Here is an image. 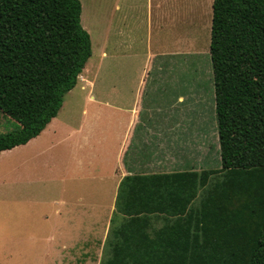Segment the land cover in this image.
Returning <instances> with one entry per match:
<instances>
[{"label": "trees", "instance_id": "16d2710c", "mask_svg": "<svg viewBox=\"0 0 264 264\" xmlns=\"http://www.w3.org/2000/svg\"><path fill=\"white\" fill-rule=\"evenodd\" d=\"M80 13L79 0H0V112L18 124L0 134V152L39 135L75 87L91 56ZM208 53L220 168L203 179L196 236L189 241L176 221L175 247L157 257L154 241L133 229V264H264V0H212ZM200 179L154 174L131 191L185 208L194 190L183 196L181 185ZM138 195L124 200L127 215L145 205Z\"/></svg>", "mask_w": 264, "mask_h": 264}, {"label": "rangeland", "instance_id": "374dc122", "mask_svg": "<svg viewBox=\"0 0 264 264\" xmlns=\"http://www.w3.org/2000/svg\"><path fill=\"white\" fill-rule=\"evenodd\" d=\"M139 1L142 8L132 16V4ZM79 2L81 25L91 39L92 54L82 71L83 73L85 70L91 71L89 79L97 81L100 85L111 79H130L132 70L138 71V66H141L142 54L148 52L150 48L153 51L156 48L169 51L177 44L178 47L181 44L184 58L178 72L184 73L186 79L199 80H195L199 82V99L194 98V105H199V111L195 118L184 120V141L181 150L177 151L178 158L174 156L172 159L169 152L172 145L168 143L166 159L162 162L166 166H151L148 174H125L114 167H110L108 172V166L96 163L94 165L96 174H87L85 178L82 172V175H79V167L75 166L72 158L66 156L62 148L57 147V151H53L52 148L50 154H47L48 152L40 154L35 160L38 166L34 171L37 182L33 187V190L36 188L34 192L44 191L46 186L44 181L52 177V175L47 177L49 172L67 174L68 176L62 180L55 181L57 194L55 201L58 200L59 193L68 202L75 196L84 197V202H87V231L85 227H82V231L78 230L79 222L77 226L73 222L69 228V223L65 221L67 211L60 215V220H57L59 225L53 228L52 224L48 223L52 219L43 217V209H47V206L42 204L46 199L53 202L51 197L46 196V199L42 200V196H37L35 199H40L38 204L35 203L30 209L26 208V195L22 197L17 192L26 193L33 190L30 186L25 188V185L15 184L16 164L8 166L4 163L9 169L7 179L13 181V184H10L12 187L9 191L3 188L0 190V264H105L108 261L110 264L114 261L117 264H133L137 257L126 250L128 243L126 239L134 238L133 229L154 241L156 250L154 254L159 257L165 248L175 247V242H172L175 234L169 229H173L176 221L177 223L184 221L183 228L188 234L189 241L194 239L197 232L194 217L198 214L196 208L200 204L203 179L210 177L220 168L213 110L212 73L208 57L212 0H167L160 17H150V14L148 16L146 0H79ZM156 24L160 27L159 31ZM159 39L160 43L157 42ZM168 76L166 70L159 72L161 78ZM79 83L80 81L73 90L63 96L61 108L55 117L56 122H63L71 129L78 127V123L87 112L96 109L92 101L87 100L89 90L93 89L87 87L81 91ZM98 89L110 91L106 83ZM106 96L110 99L109 92ZM101 99L106 98L101 95ZM97 106L102 115L97 120L99 123L97 131L92 130L89 136L93 148L88 154L90 160L104 159V163L108 164L114 159L112 155L116 150L114 144L116 133L112 112H109L108 117L107 110H115L106 106L103 108L104 104ZM83 110L85 114L82 113ZM65 126L60 127L64 129ZM17 129L18 124L0 112V134ZM139 133L137 131V137ZM168 136L171 138V135ZM47 143L48 140L45 144ZM52 153L56 154L57 160L53 159ZM59 163L66 167L62 168ZM52 164H59L54 171L50 167ZM4 169L6 168H1ZM173 173H192L201 178L196 185L192 183L181 185L182 193L185 194L183 196H188L191 190H194V198L185 208L160 200L156 191H131L137 179H146L154 174ZM53 184L51 182V186ZM94 187H100L97 189L98 198L92 196L91 190L95 189ZM3 191H7L6 195H3ZM129 193L137 197L140 194L145 200V205L142 204L138 210L135 209L136 213L133 215H127L123 211L124 200ZM5 209L9 212L6 218ZM126 224H131L130 228L121 230ZM170 241L172 243L166 246ZM180 264H187L186 259Z\"/></svg>", "mask_w": 264, "mask_h": 264}, {"label": "crops", "instance_id": "0c3cea01", "mask_svg": "<svg viewBox=\"0 0 264 264\" xmlns=\"http://www.w3.org/2000/svg\"><path fill=\"white\" fill-rule=\"evenodd\" d=\"M145 4L148 16L150 14V17H160L163 6L167 5V0H146ZM132 6V16H134L138 10H141L142 5L139 1V3L133 2ZM113 21L114 23L116 22L115 20ZM156 29L157 31L160 29L157 24ZM157 42L160 43V39ZM142 55L141 66H138V71L132 70L130 79H111L107 82H102L100 85L97 81L89 79L90 70H85L84 73L81 72L77 79V82L80 81L79 89L81 91L86 90L87 87L93 89L89 90L87 100L92 101L96 109L86 114L85 110H83L82 113L85 114V117L82 118V121L78 123V127L75 129L68 128L63 122H59L61 124L56 122V115L39 135L27 143L1 151L0 190L3 188V190L8 189L7 191H9L12 187L10 184H13V181H8L9 169L4 163L8 166L16 164L15 184H19L20 186L25 185V188L30 186L33 190L34 184H37L34 178V171L38 163L35 160L42 153L48 152L47 154H50L52 148L54 149L53 151H57V147L62 148L66 156L75 161V166L79 167V175L81 176L82 172L85 174V178L87 174H96V168H94L96 163L101 166H108V172L110 167H114V169L123 171L125 174H148L151 166H166L162 162H165L166 159L165 154L167 155V153L165 151L169 149L168 143L172 145V150L174 151L172 153V150H169L170 154H172V159H174V156L177 159V151L181 150L184 141V120L185 118H195L196 113L199 111V105H194V98L196 100L199 99V80L193 78L186 79L184 78V73L178 72V69H180L179 65L183 63L184 58L183 45L181 44L179 47L177 44L174 49L169 51H162L161 48H156L153 51L150 48L148 52ZM162 69L169 73L168 77H159V72L163 71ZM195 80L198 81L196 82ZM105 83L110 87V91L105 92V90L98 89L102 88ZM108 92L110 99L106 96ZM100 94L106 99H101ZM190 95L193 97L189 98ZM97 104L99 106L104 104L103 108L106 106L115 110H107L108 117L109 112H112L113 126L115 125L116 133L114 141L116 150L112 155L114 159L112 162H108V164L104 163V159L98 161L90 160L88 154V151H92L93 148L89 136L92 130L97 131L99 124L97 120L102 115V111H98ZM58 125L65 126V128L62 129ZM137 131L140 132L138 137ZM168 135H171V138ZM47 140L48 143L45 144ZM52 155L54 160L58 159L56 158V154L52 153ZM59 164L62 168L66 167L63 163ZM59 164H52L50 167L54 171ZM140 167L143 169H139ZM1 168L6 169L1 170ZM104 174L108 175V173ZM51 175L50 179L44 181V186H46L42 193L34 192L36 190L34 188L33 191L26 193H23L20 189L21 192H17V194L22 197L26 195L25 199L27 201H25V204L28 209L35 203L38 204L40 199H35L37 196H42V200L46 199V196L51 197L50 199L53 202H48V199H46L42 204L44 206L46 204L47 206V209H43V217L52 219L48 223H51L53 228L59 225L57 220H60V215L67 211L65 221L69 223V228L72 227L73 222L76 226L77 222H79L80 225L79 227L77 226L78 230L82 231L85 227V231H87V202H84V197L75 196L71 202H68L59 193V198L55 201L57 199L55 181L62 180L68 175L61 172L58 174L49 172L47 177ZM100 180L103 181L105 179ZM51 182L54 183L52 186ZM94 188L91 191L93 198H96L98 195L97 189H100V187ZM24 190L27 191L28 189ZM7 191H3V195H6ZM7 213L9 212L5 209V218ZM73 229L75 230L74 227ZM68 244L71 245V243Z\"/></svg>", "mask_w": 264, "mask_h": 264}]
</instances>
